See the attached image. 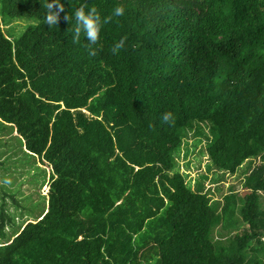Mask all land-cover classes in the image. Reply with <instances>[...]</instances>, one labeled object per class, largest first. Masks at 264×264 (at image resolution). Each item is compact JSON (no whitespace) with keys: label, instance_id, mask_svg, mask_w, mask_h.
I'll list each match as a JSON object with an SVG mask.
<instances>
[{"label":"trees","instance_id":"obj_1","mask_svg":"<svg viewBox=\"0 0 264 264\" xmlns=\"http://www.w3.org/2000/svg\"><path fill=\"white\" fill-rule=\"evenodd\" d=\"M61 2L49 27L41 0H0V134L51 168L8 239L0 175V264H264V0ZM82 4L125 15L74 43Z\"/></svg>","mask_w":264,"mask_h":264},{"label":"rangeland","instance_id":"obj_2","mask_svg":"<svg viewBox=\"0 0 264 264\" xmlns=\"http://www.w3.org/2000/svg\"><path fill=\"white\" fill-rule=\"evenodd\" d=\"M32 23H35L34 19L17 18L13 19L9 24L4 25L3 30L18 38L26 27ZM192 141V139H189L190 146H192ZM199 152L200 147H197L186 159L192 160L195 163L190 170V177L192 179L197 178L198 173H201L200 171H205V166L208 162V157L206 155L200 156ZM196 156L201 159V162L197 161ZM186 160H182L181 164L183 165V162ZM43 165H47V168H44L47 170V173L43 169ZM198 165L199 169H197ZM49 172H51V168L48 163H40L36 157L28 154L22 145L20 146V141L15 130L8 129L0 134V175L4 178L3 181H10V183H5L7 187L4 186L5 194H7L6 208L10 217V222L4 224V231L7 233L6 239L11 238L13 233L18 231L20 226L27 220L34 221L38 219V216L47 207L45 194L48 192V185L46 183L49 181L47 180ZM239 172H241V169ZM239 172L225 176V187L238 186L240 180L244 177V175H238ZM206 185L210 186L207 182ZM214 186L215 184L211 185L213 190ZM239 191H242L241 186L239 187Z\"/></svg>","mask_w":264,"mask_h":264},{"label":"clouds","instance_id":"obj_3","mask_svg":"<svg viewBox=\"0 0 264 264\" xmlns=\"http://www.w3.org/2000/svg\"><path fill=\"white\" fill-rule=\"evenodd\" d=\"M41 3H42L43 8L45 10V14L43 15L44 23L46 25H48L49 27L57 26L60 14L65 11V7H64L63 3L61 2V0H41ZM124 15H125V8L122 6H116V7H114V9L112 10L111 14L108 17L102 19V17L98 14L96 8L87 7L86 4L80 5L79 7H77L74 10L73 17H72L75 21V26L72 30L73 42L78 43L80 41L81 35H83L84 38H86V40L90 44H95L99 39L102 25L110 23L111 20L113 19V17L118 18V17H122ZM65 19L70 21V17L68 15L65 16ZM124 46H125V39L122 38L119 40V42H117L115 44V46L113 48V52L114 53L118 52L120 49H123ZM161 119L165 124H167L169 126H172L175 123V117H174L173 113L170 111L165 112L162 115ZM44 168H47V165H43V169ZM45 171L47 173V170H45ZM47 180H49V177ZM4 183H10V181L5 180ZM48 183H49V181H48ZM48 183H46V184L48 185ZM45 195H47V194H45ZM45 201L47 202V200H45ZM44 209L45 210L43 213H45L47 211V207ZM29 221L30 220H27L24 224H26ZM21 228H19L17 233L21 230Z\"/></svg>","mask_w":264,"mask_h":264}]
</instances>
